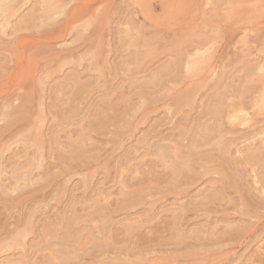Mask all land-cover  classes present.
I'll return each instance as SVG.
<instances>
[{
    "label": "rangeland",
    "instance_id": "rangeland-1",
    "mask_svg": "<svg viewBox=\"0 0 264 264\" xmlns=\"http://www.w3.org/2000/svg\"><path fill=\"white\" fill-rule=\"evenodd\" d=\"M262 139L264 0H0V264H264Z\"/></svg>",
    "mask_w": 264,
    "mask_h": 264
},
{
    "label": "bare ground",
    "instance_id": "bare-ground-1",
    "mask_svg": "<svg viewBox=\"0 0 264 264\" xmlns=\"http://www.w3.org/2000/svg\"><path fill=\"white\" fill-rule=\"evenodd\" d=\"M76 21V20H75ZM243 80V79H242ZM234 89V88H233ZM238 89V88H237ZM190 91V90H189ZM183 98V97H182ZM182 101V100H181ZM9 103V102H8ZM5 104H7V103H5ZM181 104H183V103H181ZM189 105H191V104H189ZM12 106V105H11ZM181 106V105H180ZM215 109V108H214ZM234 110V109H233ZM227 113H228V111H227ZM187 114V113H186ZM232 114V113H231ZM229 115V118L232 116V115ZM223 115V114H222ZM185 117L188 119L189 117H187V115L185 116V114H184V116H183V119H185ZM192 116H190V122L191 121H194L195 120V118L194 119H192L191 118ZM192 119V120H191ZM180 120V121H179ZM186 120V119H185ZM230 120V119H229ZM177 121H179V122H183L181 119H178ZM223 121V120H222ZM186 123H187V120L185 121ZM184 122V123H185ZM183 123V124H184ZM185 123V124H186ZM179 124V123H178ZM198 124V123H197ZM222 124H223V122H222ZM177 127V126H176ZM176 127H174L173 128V132L174 133H176V135H174V139H173V137H172V140H167V137L165 138L164 137V135L162 134L161 136H163L164 138H162V140H167L168 141V143H165L164 144V141H163V143L161 142V143H154V147L156 148V149H154V150H152V153H154V156H156L157 158H159L160 160L158 161H155L156 163H158V164H156V165H158V166H160V168L162 167L163 168V165H165L164 167L167 169V170H164V171H160L159 172V170L158 169H160V168H157V166H156V171L158 172V175L160 176V177H168V176H170V175H175L176 174V172H177V165H178V163L181 161H183V160H185L186 158H192L193 157V160L195 161L196 160V158H200L199 156H202V155H204L205 153H204V151L202 152L201 151V147H205L206 146V144H208V140H205V141H203V139H201V137L200 138H198L197 136L196 137H194V136H187V137H180V138H178V136H177V132L175 131V128ZM172 128V127H171ZM162 132V131H161ZM168 132V131H167ZM172 131H170V133H167V134H170V136H172V134L173 133H171ZM206 132V131H205ZM162 133H164V131L162 132ZM165 134H166V132H165ZM206 134V133H205ZM195 135V134H194ZM157 136V135H156ZM166 136V135H165ZM168 137H169V135H167ZM208 136H210V135H208ZM207 136V137H208ZM216 137V136H215ZM214 137V138H215ZM170 138V137H169ZM155 139V138H154ZM156 139H158L159 140V138H156ZM169 141H171V143H169ZM79 142V141H78ZM227 143H229V142H227ZM227 143H225L224 144V146H223V155H225V154H227V156L230 158L231 157V154H232V150H231V146H232V144L231 143H229L230 145H229V147L227 146ZM220 144V143H219ZM261 145H262V147L264 148V139H262V141H261ZM242 148V147H241ZM225 149V150H224ZM238 149V148H237ZM226 151V152H225ZM235 151H239V150H235ZM225 152V153H224ZM248 154V153H247ZM249 155H251V154H249ZM249 155H247V156H249ZM259 156H260V152H258V151H253L252 152V157H251V160H256L257 158H259ZM247 158V157H246ZM249 158V157H248ZM197 159V160H198ZM243 159V158H242ZM94 160V159H93ZM229 160V159H228ZM249 160V159H248ZM130 161H131V159H130ZM198 161H201L200 159L198 160ZM160 162V163H159ZM243 162V161H242ZM256 163L258 164L259 162L258 161H256ZM152 164V163H151ZM154 164V165H155ZM253 164V163H252ZM189 165V164H188ZM191 165V164H190ZM232 165V164H231ZM248 165H249V163H248ZM260 167V166H259ZM262 167V166H261ZM153 169V168H152ZM213 169V168H212ZM248 169V168H247ZM149 170V169H148ZM194 170V169H193ZM239 170H241L240 168H239ZM250 170V169H249ZM213 171V170H212ZM242 172V171H241ZM257 172V171H256ZM263 172H264V169H263ZM263 172H260V173H263ZM153 173V172H152ZM155 173V172H154ZM194 173V172H193ZM192 173V174H193ZM204 173V172H203ZM206 173V172H205ZM245 173V172H244ZM240 174V173H239ZM262 175V174H261ZM251 176V175H250ZM191 178H190V182H188L187 184L188 185H190V186H194L196 183H195V181H196V177H192V176H190ZM201 177V176H200ZM209 177V176H208ZM202 178H203V176H202ZM201 178V179H202ZM163 181H165V180H163ZM173 182V181H172ZM206 182V181H205ZM264 182V181H263ZM157 185V184H156ZM196 186V185H195ZM199 185L197 186V187H195L194 189L195 190H197V189H199ZM194 190V191H195ZM205 190V189H204ZM123 191V190H122ZM187 192H189V190L187 191ZM200 192V191H199ZM195 194V193H194ZM133 196V195H132ZM210 196V195H209ZM212 197V196H211ZM92 206V205H91ZM104 207V206H103ZM98 208V207H97ZM81 231V230H80ZM115 235V234H114ZM169 243V242H168ZM97 245V244H96Z\"/></svg>",
    "mask_w": 264,
    "mask_h": 264
}]
</instances>
